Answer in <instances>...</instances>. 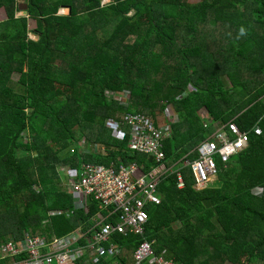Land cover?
<instances>
[{"label":"trees","instance_id":"1","mask_svg":"<svg viewBox=\"0 0 264 264\" xmlns=\"http://www.w3.org/2000/svg\"><path fill=\"white\" fill-rule=\"evenodd\" d=\"M26 2L30 17H18L19 0H0L8 15L0 22V247L86 231L108 213L93 197L76 208L64 167L135 163L139 174L170 170L158 185L161 204L146 207L144 238L113 235L121 252L97 264H134L144 240L179 264H264V0ZM169 105L177 122L159 124ZM128 114L170 126L163 160L113 136L107 120ZM230 122L249 132L248 147L217 159V180L195 190L181 162ZM82 140L98 153L73 154Z\"/></svg>","mask_w":264,"mask_h":264},{"label":"built area","instance_id":"2","mask_svg":"<svg viewBox=\"0 0 264 264\" xmlns=\"http://www.w3.org/2000/svg\"><path fill=\"white\" fill-rule=\"evenodd\" d=\"M129 97L130 91H125L123 98ZM166 116L170 123L177 122L169 109L166 110ZM107 126L119 140L128 136V147L132 151L154 156L157 162L165 158L162 147L170 133V126L158 129L150 116L133 114H128L123 120L109 119ZM124 127L129 128L128 133ZM248 145L249 132L239 129L236 123L218 125L215 133L197 146L198 156L195 160L182 159V167H190L196 177L194 189L200 191L212 183L211 179L218 174L217 159L228 163L232 156L245 150ZM76 152L98 153V147L82 140L72 148V153ZM140 171L141 167L135 163L118 168L114 164L105 166L87 163L79 169L66 168L67 186L75 196L76 208H85L87 199L93 197L99 208L109 210L108 213H98L92 228L85 231L84 227H78L69 235L53 241L34 236L18 245L5 243L0 247L1 259L7 260L5 264H76L79 261L97 264L102 258L117 256L121 248L111 243L113 235L144 238L149 219L146 207L161 204L158 185L162 177L170 172L162 165L147 175L139 174ZM179 183L183 187L180 174ZM62 213L57 211L54 214ZM154 243L144 240L138 245L133 256L134 264H179L169 259L165 252L157 254ZM21 253H25L22 258L18 256Z\"/></svg>","mask_w":264,"mask_h":264},{"label":"rangeland","instance_id":"3","mask_svg":"<svg viewBox=\"0 0 264 264\" xmlns=\"http://www.w3.org/2000/svg\"><path fill=\"white\" fill-rule=\"evenodd\" d=\"M198 1L199 0H189L190 3H196ZM19 2H21V5L22 4H24V5L27 4L26 0H19ZM108 2H110V0H103V3H108ZM64 11H65V13L69 14V9L65 8ZM64 11H62L63 14H65ZM20 16H29V14H28V12L26 10H21V12L18 13V17H20ZM7 19H8V15H7L6 10H4V9L0 10V22H4ZM36 28H37L36 22L34 20H31L30 21V29L33 32L30 33L31 34L30 36H31L32 39L39 40L38 35H36V33L34 32L36 30ZM25 71H27V69ZM21 76H22V74L20 72H15L13 74V76H12V84H15V86H16V84L19 83V80L21 79ZM189 89H191V87L190 88H187V91L186 92H190ZM169 108H171L170 114L171 115L173 114L175 116V111H174L173 106H171V105L167 106L166 107V110L169 109ZM203 111L200 112L201 115L204 118H208L209 116L205 112H203ZM165 117H166V114L165 113L161 117L160 116L158 117L159 124H162V123L167 122V118H165ZM217 178H218V176L214 177L213 179H211V182L214 183V181L217 180ZM62 179L64 181V185L65 184L68 185V181H67L68 176L62 175ZM55 264H58V263H55Z\"/></svg>","mask_w":264,"mask_h":264},{"label":"water","instance_id":"4","mask_svg":"<svg viewBox=\"0 0 264 264\" xmlns=\"http://www.w3.org/2000/svg\"><path fill=\"white\" fill-rule=\"evenodd\" d=\"M112 1H113V0H110V2H112ZM28 8H29V5H28V4H25V5L22 4V5H21V9H22V10H26V11H27ZM69 14H72V8L69 9Z\"/></svg>","mask_w":264,"mask_h":264},{"label":"crops","instance_id":"5","mask_svg":"<svg viewBox=\"0 0 264 264\" xmlns=\"http://www.w3.org/2000/svg\"><path fill=\"white\" fill-rule=\"evenodd\" d=\"M64 13H65V11H64ZM169 111H171V108H169ZM175 111V110H174ZM165 114H166V111H165ZM172 116L174 117V118H176V119H178L177 118V116H176V114H175V116L172 114ZM169 117H171V116H169ZM165 118H167V116L165 117ZM169 121H168V118H167V122L166 123H168ZM62 171H65V167L62 169ZM66 186H67V184H66ZM136 250V249H135ZM135 252V251H134ZM134 256V255H133ZM115 262H113L112 264H114Z\"/></svg>","mask_w":264,"mask_h":264},{"label":"clouds","instance_id":"6","mask_svg":"<svg viewBox=\"0 0 264 264\" xmlns=\"http://www.w3.org/2000/svg\"><path fill=\"white\" fill-rule=\"evenodd\" d=\"M239 34H240L241 36L245 35V34H246V30H245L243 27H241V28H240V31H239Z\"/></svg>","mask_w":264,"mask_h":264},{"label":"bare ground","instance_id":"7","mask_svg":"<svg viewBox=\"0 0 264 264\" xmlns=\"http://www.w3.org/2000/svg\"><path fill=\"white\" fill-rule=\"evenodd\" d=\"M109 259H112V258H114V257H108ZM112 264V263H111Z\"/></svg>","mask_w":264,"mask_h":264}]
</instances>
